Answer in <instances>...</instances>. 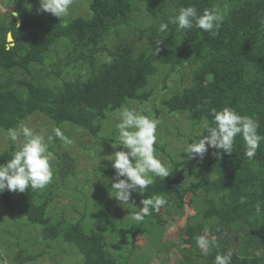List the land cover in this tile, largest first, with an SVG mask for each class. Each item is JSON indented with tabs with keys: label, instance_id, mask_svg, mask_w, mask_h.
<instances>
[{
	"label": "trees",
	"instance_id": "trees-1",
	"mask_svg": "<svg viewBox=\"0 0 264 264\" xmlns=\"http://www.w3.org/2000/svg\"><path fill=\"white\" fill-rule=\"evenodd\" d=\"M17 3L16 14L8 11L9 21L0 25V129H18L23 119L41 113L57 128L70 124L98 138L107 112L153 95L148 84L159 66L168 67V76L174 67L190 63L189 82L163 97L160 108H154V116H184L190 126V135L184 134L189 143L207 134L205 124L213 126L212 109L229 107L257 120L258 133L264 137V0H89L87 17L69 19L40 11L39 0ZM189 5H195L201 14L213 6L221 9L224 19L217 35L195 27L181 31L172 24L167 32H158L161 22ZM7 32L13 37V45L8 46ZM110 33L116 35V41L105 48L101 42ZM100 49L106 56L97 59L95 54ZM71 51L77 54L79 69H84L77 71L76 65L69 70L71 76L64 78ZM107 57L111 63L106 62ZM57 62L64 64V70L55 69ZM46 64L53 69L42 76L41 67ZM37 65L40 68L34 72ZM185 77L179 75L181 80ZM117 132L113 127L106 140L117 142ZM176 133L184 136L177 127ZM15 147L10 142L8 148L0 150V164L12 158L18 150ZM185 148L171 153L156 145L162 161L171 165L170 175L165 179L154 176V183L145 191H133L134 204L127 205L128 215L133 217L140 211L144 198L162 195L168 202L143 221L132 218V222L124 223L111 215L107 195L113 191L115 171L94 166L98 179L89 190L96 200L92 215L85 206L77 210L78 219L69 220L62 209L64 213H57L53 223L47 224L51 216L48 204L58 196V190L66 187L70 191L67 197L74 210V202L80 200L84 205L89 199L86 187L92 179L79 181L80 169L62 148V140L54 138L49 143L54 158L52 182L43 190L0 193L4 197L2 208L13 221V227H0V231L15 238L18 258L12 263L6 254L9 264L32 262L38 253L46 251L42 247L26 254L37 240L50 247L56 241L55 247L63 244L71 248L79 256L73 264H133L128 260L131 252L122 253L124 248L115 243L122 239L131 243L135 233L152 239L163 256L167 251L161 236L167 215L182 209L185 196L194 212L184 219V233L189 236L185 243L190 250L179 249V264H214L215 255L229 249L233 250L231 264H264V139L252 159L243 154L245 146L239 136L231 153L209 147L202 158L188 159ZM241 197L246 198L244 203ZM16 215L23 219L19 228ZM23 225L29 226L31 239L25 237L28 232ZM37 226L41 227L38 233ZM200 235L216 240L219 248L202 255L196 244ZM3 261L0 257V264Z\"/></svg>",
	"mask_w": 264,
	"mask_h": 264
},
{
	"label": "rangeland",
	"instance_id": "rangeland-1",
	"mask_svg": "<svg viewBox=\"0 0 264 264\" xmlns=\"http://www.w3.org/2000/svg\"><path fill=\"white\" fill-rule=\"evenodd\" d=\"M5 5H4V4ZM17 3V0H0V25H4L6 21H9L10 13L8 11H14V7ZM19 3V1H18ZM17 3V4H18ZM89 0H73L72 5L69 8L68 14L64 17L66 19L83 16L87 17L89 15L88 8ZM11 11V13H12ZM13 14V13H12ZM116 35L110 33L106 39L101 42V45L105 48H109L113 44H115ZM11 42H9L8 46H10ZM61 49V47H59ZM62 54V53H60ZM59 54V55H60ZM76 52L71 51V54L68 55L67 60V69L64 70V64L61 62H57L55 69L64 70L63 77L68 78L71 76V72L69 71L72 67L77 65V71H83L84 67L77 64L75 61ZM105 50L100 49L95 54V57L98 59L105 58ZM191 64H185L182 67H174L173 70L166 76V71L168 70L167 66H159L158 72L154 75V77L149 81L148 88H153V95L146 101L144 100H133L130 101L127 105H123L122 107H128L130 109H134L140 114L146 115L152 119L157 120V142L154 145L156 149V145L163 147L166 151H172L171 153H176L179 150L185 148L187 146V137L190 135V126L186 122V118L182 115H172V114H157V117L154 116V108H160V101L163 97H167L170 92L180 89L182 86L186 85L189 82L188 77V68H190ZM40 66H34V72L39 69ZM53 69L50 64H46L41 67L42 76H45L49 70ZM73 70V69H72ZM212 69L207 68V72H211ZM183 73L186 75L184 79H180L179 75ZM166 86V88H163ZM146 97V96H142ZM116 109L110 112H107L106 118L102 121L101 131L99 132L98 138H92L91 135L86 134L85 128H75L70 124L62 125L59 128L61 131L67 133L65 136L68 138L71 143L65 144L62 140V148L67 150L69 154L73 157L76 169H80V173L78 174L79 181H82L86 177H92V179L88 182L89 185L86 187L89 199L86 200L85 204L78 200L74 202L76 208L74 210L71 207L70 199L67 196H70V191L66 190V187H63L58 190V196L48 204V212L51 214L50 220L47 224L53 223L54 218L57 213H64L62 209L65 210V217L69 220H76L80 217V214L77 210L82 211L85 206L87 207V214L92 215L93 203L96 202L95 198L89 195V190L94 187V184L98 179V174L93 171L94 166H99L101 168H111L112 161L110 160L111 155L118 150H125L123 145H117L113 147V144L116 141H107L106 138L109 136L113 127H115L118 123V113L122 109ZM162 111L164 109L161 108ZM28 126L35 133L44 135L47 138L48 135H54L55 125L51 123L48 119H46L41 113H35L23 119L20 122V126ZM176 127L179 132H181L184 136H181L176 133ZM18 128V129H19ZM115 139H118V132L115 135ZM10 142H13L16 145V149L23 142V137L21 136L17 141H11L8 137V132L3 129H0V150L6 149L10 146ZM97 149L95 151V149ZM60 150V149H59ZM95 151V152H94ZM156 153L158 157L161 159L162 152L156 149ZM114 155V154H113ZM53 158V156H52ZM54 159V158H53ZM132 159V158H130ZM134 161V160H133ZM162 161V159H161ZM163 162V161H162ZM7 190V189H6ZM8 191V190H7ZM2 193V192H0ZM112 192L107 195L110 202V213L111 215L124 223L132 222V216H129V210H127V205L122 206L113 196ZM4 201V197H0V227H13V221L11 220L8 212H6L2 208V203ZM64 207V208H63ZM194 209L188 201V196L184 198V204L182 205V209L180 210H172L167 215L166 228L162 232L161 239L163 241V247L167 251L163 256L161 255L160 250L158 249V244L152 243V239H150L147 235L141 233H135L133 240L131 243L128 240H122L116 242V245L124 248L122 253H129L128 260L133 264H179L181 263L182 256L180 252V248H184L187 252H189L190 247L188 243H185L189 240V236L184 233V219L187 215L193 214ZM55 216H53V215ZM17 217V227L22 226V217L20 215H16ZM137 223L134 222V226ZM23 228L28 233L25 234V237L31 239L32 237L28 234L30 233L29 226L23 225ZM34 229V228H33ZM37 232L41 231V227L38 226L35 228ZM183 238V239H182ZM157 242V241H155ZM56 241H53L52 247L43 244L40 240L34 242L29 249L26 251V254L36 253L39 248L45 247L46 251H41L38 255L31 261L24 260L22 264H73L79 256L72 252L71 248L62 247L63 244L59 246H54ZM125 243H128L125 245ZM43 244V245H40ZM132 245L134 247H132ZM111 246L115 247V245L111 244ZM15 238L12 235H3L0 231V257H3L4 264H9V259L6 254H10V260L16 263L18 258L16 257L17 252L15 251ZM14 255L16 258L12 259Z\"/></svg>",
	"mask_w": 264,
	"mask_h": 264
},
{
	"label": "clouds",
	"instance_id": "clouds-1",
	"mask_svg": "<svg viewBox=\"0 0 264 264\" xmlns=\"http://www.w3.org/2000/svg\"><path fill=\"white\" fill-rule=\"evenodd\" d=\"M40 11L51 13L57 18L68 14L73 0H39ZM13 12V11H12ZM224 15L220 8L213 6L199 13L195 5L181 7L178 14L170 16L167 22H161L158 32L168 31L170 24L177 25L178 29L189 30L193 27L218 34ZM161 41H158V44ZM158 51V49H157ZM111 63V57L106 58ZM213 126L204 125L207 134L198 141L189 142L185 148L188 159L203 157L209 147L222 150L225 153L233 151L235 139L239 136L243 139L244 155L252 159L255 157L260 142L264 137L258 133L260 124L249 116H242L229 107L217 111L212 109ZM119 123L118 139L113 147L123 145L125 150L115 151L110 160L115 169L116 180L112 183L111 195L122 205L134 204L131 201L133 191L141 193L154 183L153 177L165 179L170 175L171 165L162 162L156 153L154 145L157 142L158 121L146 115L140 114L134 109L122 107L118 113ZM53 135L35 133L28 126L19 129H9L8 137L11 141H17L23 137V142L16 150L12 158L6 164H0V192L4 190L13 192H25L32 190H43L53 180L54 170L51 165L52 153L49 151V143L54 138H59L70 144L71 141L64 136L59 128L53 130ZM132 158V159H130ZM134 160V162H133ZM123 177V178H121ZM241 197V203L245 202ZM167 199L162 195L144 198L140 211L133 215L135 221H143L146 216L151 215L153 210H159L167 204ZM261 211L257 206V212ZM197 247L202 255L208 256L213 248H219L216 240L206 235L196 237ZM233 250L226 253H217L214 264H231Z\"/></svg>",
	"mask_w": 264,
	"mask_h": 264
},
{
	"label": "water",
	"instance_id": "water-1",
	"mask_svg": "<svg viewBox=\"0 0 264 264\" xmlns=\"http://www.w3.org/2000/svg\"><path fill=\"white\" fill-rule=\"evenodd\" d=\"M12 13H13V14H16L15 11H13ZM19 22H20V19L18 18V19L16 20V23L19 24ZM6 39H7L8 42H11V43H10L11 45H13V37H12V35H11L10 32H7Z\"/></svg>",
	"mask_w": 264,
	"mask_h": 264
}]
</instances>
